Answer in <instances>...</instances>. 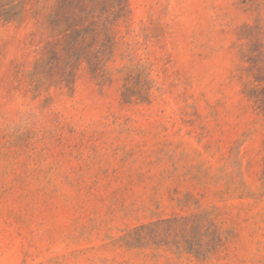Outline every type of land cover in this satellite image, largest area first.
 I'll list each match as a JSON object with an SVG mask.
<instances>
[{"label":"rangeland","instance_id":"obj_1","mask_svg":"<svg viewBox=\"0 0 264 264\" xmlns=\"http://www.w3.org/2000/svg\"><path fill=\"white\" fill-rule=\"evenodd\" d=\"M0 264H264V0H0Z\"/></svg>","mask_w":264,"mask_h":264}]
</instances>
